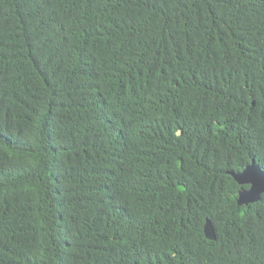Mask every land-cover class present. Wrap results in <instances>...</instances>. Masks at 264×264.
I'll list each match as a JSON object with an SVG mask.
<instances>
[{"label":"trees","instance_id":"1","mask_svg":"<svg viewBox=\"0 0 264 264\" xmlns=\"http://www.w3.org/2000/svg\"><path fill=\"white\" fill-rule=\"evenodd\" d=\"M253 164L264 0H0V264H264Z\"/></svg>","mask_w":264,"mask_h":264},{"label":"rangeland","instance_id":"2","mask_svg":"<svg viewBox=\"0 0 264 264\" xmlns=\"http://www.w3.org/2000/svg\"><path fill=\"white\" fill-rule=\"evenodd\" d=\"M237 178L240 183L249 182L252 186L249 191L241 193V202L243 203H247L253 199L256 200L257 193L264 191V173H262L256 165L245 170L241 175L237 176Z\"/></svg>","mask_w":264,"mask_h":264},{"label":"water","instance_id":"3","mask_svg":"<svg viewBox=\"0 0 264 264\" xmlns=\"http://www.w3.org/2000/svg\"><path fill=\"white\" fill-rule=\"evenodd\" d=\"M262 173H264L259 167H257ZM260 192L257 193V198L259 196ZM254 200V199H253ZM205 233L207 237L211 239H216L217 238V232L215 225L213 224L211 219H207L206 224H205Z\"/></svg>","mask_w":264,"mask_h":264},{"label":"clouds","instance_id":"4","mask_svg":"<svg viewBox=\"0 0 264 264\" xmlns=\"http://www.w3.org/2000/svg\"><path fill=\"white\" fill-rule=\"evenodd\" d=\"M253 165H256V164H253ZM253 165H252V166H253ZM256 166L259 167L258 165H256ZM250 167H251V166H250ZM250 167H249V168H250ZM259 168H260V167H259ZM251 187H252V186H251ZM250 189H251V188H250ZM246 192H247V191H246ZM257 199H258V198H257ZM257 199H256V200H257ZM250 201H253V200H250Z\"/></svg>","mask_w":264,"mask_h":264}]
</instances>
